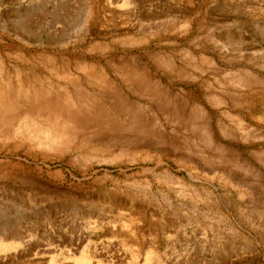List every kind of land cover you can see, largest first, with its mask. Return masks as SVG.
I'll list each match as a JSON object with an SVG mask.
<instances>
[{"label": "rangeland", "instance_id": "1", "mask_svg": "<svg viewBox=\"0 0 264 264\" xmlns=\"http://www.w3.org/2000/svg\"><path fill=\"white\" fill-rule=\"evenodd\" d=\"M0 68L107 114L0 133V264H264V0H0Z\"/></svg>", "mask_w": 264, "mask_h": 264}, {"label": "bare ground", "instance_id": "2", "mask_svg": "<svg viewBox=\"0 0 264 264\" xmlns=\"http://www.w3.org/2000/svg\"><path fill=\"white\" fill-rule=\"evenodd\" d=\"M78 76L104 79L103 74L86 68L75 70L74 74L60 69L0 70V133L9 132L16 125L37 118H43L50 126L59 129L64 136L68 133L69 137L75 132L106 123V120L98 119L107 114L105 107L96 97H88V102L80 103L78 96L70 97L61 89L53 90L61 81L76 85L79 81ZM100 93L104 97L107 96L104 91Z\"/></svg>", "mask_w": 264, "mask_h": 264}]
</instances>
